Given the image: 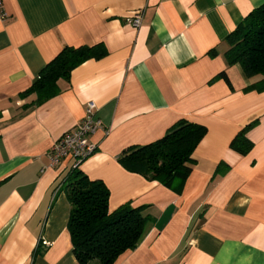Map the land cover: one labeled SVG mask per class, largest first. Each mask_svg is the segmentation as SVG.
Masks as SVG:
<instances>
[{
    "label": "crops",
    "instance_id": "0c3cea01",
    "mask_svg": "<svg viewBox=\"0 0 264 264\" xmlns=\"http://www.w3.org/2000/svg\"><path fill=\"white\" fill-rule=\"evenodd\" d=\"M264 0H2L0 17V264H78L53 144L84 117L101 121L79 169L153 219L114 264H264V92L229 66L226 39ZM142 15L133 28L128 20ZM100 45L38 104L25 92L66 48ZM225 72L224 79L212 81ZM206 128L192 172L170 188L126 171L118 157L179 120ZM246 154L230 148L244 128ZM87 264H100L92 260Z\"/></svg>",
    "mask_w": 264,
    "mask_h": 264
},
{
    "label": "trees",
    "instance_id": "16d2710c",
    "mask_svg": "<svg viewBox=\"0 0 264 264\" xmlns=\"http://www.w3.org/2000/svg\"><path fill=\"white\" fill-rule=\"evenodd\" d=\"M226 43L228 65H240L248 78L259 77L244 91L264 92V4L228 35ZM104 55L100 45L66 48L46 65L25 94L34 92L41 104L59 93L58 80L68 79L74 68ZM219 79L229 84L225 72L212 81ZM248 128L230 143V148L240 154H246L252 147L246 138ZM205 134L204 126L181 119L159 140L130 147L117 160L126 171L170 188L175 181L186 180L191 174L193 152ZM63 189L70 205L67 227L78 264L92 260L114 264L124 252L136 249L153 225V219L143 215L144 208L133 207L131 203L109 211L108 188L100 180H90L79 168L68 171Z\"/></svg>",
    "mask_w": 264,
    "mask_h": 264
},
{
    "label": "built area",
    "instance_id": "2783aa9c",
    "mask_svg": "<svg viewBox=\"0 0 264 264\" xmlns=\"http://www.w3.org/2000/svg\"><path fill=\"white\" fill-rule=\"evenodd\" d=\"M2 0H0V17L4 18ZM142 15L137 13L128 23L133 28L141 24ZM95 106L88 103L85 110V117L70 131L64 133L51 147L48 158L49 166L57 167L62 161L68 159L71 166L68 171L77 169L81 164L91 157L96 151V145L90 142V137L99 129L102 123L94 117Z\"/></svg>",
    "mask_w": 264,
    "mask_h": 264
}]
</instances>
